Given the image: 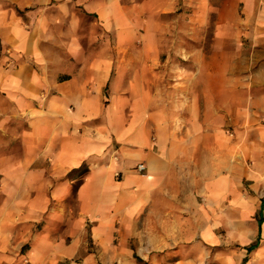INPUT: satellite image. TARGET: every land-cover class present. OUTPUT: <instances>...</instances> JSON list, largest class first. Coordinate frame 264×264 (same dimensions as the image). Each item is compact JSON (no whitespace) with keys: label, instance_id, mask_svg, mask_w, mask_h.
Segmentation results:
<instances>
[{"label":"crops","instance_id":"1","mask_svg":"<svg viewBox=\"0 0 264 264\" xmlns=\"http://www.w3.org/2000/svg\"><path fill=\"white\" fill-rule=\"evenodd\" d=\"M242 38L264 0H3L0 264H140L124 234L146 263L264 264V142L242 172L225 132L202 154L206 49Z\"/></svg>","mask_w":264,"mask_h":264},{"label":"rangeland","instance_id":"2","mask_svg":"<svg viewBox=\"0 0 264 264\" xmlns=\"http://www.w3.org/2000/svg\"><path fill=\"white\" fill-rule=\"evenodd\" d=\"M2 1L0 0V3ZM108 40L112 41V38ZM258 42V40L250 41L242 38L236 40L234 47L231 48L230 45L220 43L216 46L215 41L210 39L203 59L208 67L203 71L204 81L211 80L217 83L203 87L204 98L206 99L209 94L212 97L211 102L204 100L202 103L203 112L200 119L204 134L202 154L205 156L209 153L205 144L215 143L216 137H219L216 135L217 132H225L234 145V161L240 172H242L244 160L254 163V159H258L259 144L264 142V50L260 48V46L264 47V40ZM170 74L172 81L177 79V71H171ZM156 91L160 96H166L169 93L166 98L170 101L166 105L177 114L180 106L178 87L172 86L170 89L158 87ZM109 93L110 90L106 92L108 96ZM107 104L109 105V102ZM172 122L176 127L180 125L178 114ZM214 148L215 146L212 147L211 154L214 165L218 166L220 172V162L224 151L221 149L217 151ZM123 236L124 242H130L132 245L136 260L140 264H145L146 262L136 252L134 238L126 234ZM195 243L180 242V246L171 248V254L165 262L146 264H195L192 261L198 253ZM90 244V248L94 247L93 242ZM201 257L197 264H222L221 258L214 253V250L206 251L203 248Z\"/></svg>","mask_w":264,"mask_h":264},{"label":"built area","instance_id":"3","mask_svg":"<svg viewBox=\"0 0 264 264\" xmlns=\"http://www.w3.org/2000/svg\"><path fill=\"white\" fill-rule=\"evenodd\" d=\"M137 170L138 171H144V170H146V164L145 163H139L137 165Z\"/></svg>","mask_w":264,"mask_h":264},{"label":"trees","instance_id":"4","mask_svg":"<svg viewBox=\"0 0 264 264\" xmlns=\"http://www.w3.org/2000/svg\"><path fill=\"white\" fill-rule=\"evenodd\" d=\"M139 260H141V259H139ZM146 264V263H145Z\"/></svg>","mask_w":264,"mask_h":264}]
</instances>
